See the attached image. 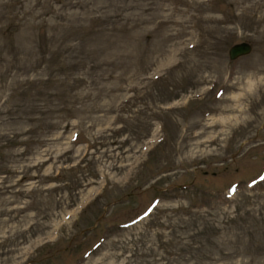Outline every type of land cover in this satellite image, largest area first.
Returning <instances> with one entry per match:
<instances>
[{
  "label": "rangeland",
  "instance_id": "obj_1",
  "mask_svg": "<svg viewBox=\"0 0 264 264\" xmlns=\"http://www.w3.org/2000/svg\"><path fill=\"white\" fill-rule=\"evenodd\" d=\"M0 264H264V0H0Z\"/></svg>",
  "mask_w": 264,
  "mask_h": 264
},
{
  "label": "water",
  "instance_id": "obj_2",
  "mask_svg": "<svg viewBox=\"0 0 264 264\" xmlns=\"http://www.w3.org/2000/svg\"><path fill=\"white\" fill-rule=\"evenodd\" d=\"M251 51L250 43L241 41L232 44L227 50V56L229 60H235L238 57L248 54Z\"/></svg>",
  "mask_w": 264,
  "mask_h": 264
}]
</instances>
